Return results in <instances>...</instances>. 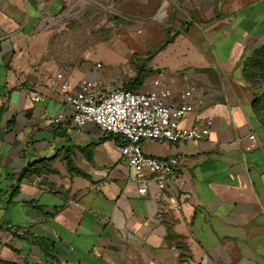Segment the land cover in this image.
Segmentation results:
<instances>
[{
    "label": "crops",
    "instance_id": "crops-1",
    "mask_svg": "<svg viewBox=\"0 0 264 264\" xmlns=\"http://www.w3.org/2000/svg\"><path fill=\"white\" fill-rule=\"evenodd\" d=\"M72 1L0 0V264H264L262 95L244 72L264 46V0H172L180 25L152 63L173 99L190 85L203 98L182 125L213 122L203 139L142 140L148 154L183 155L165 190L151 182L143 195L120 138L71 126L52 85L59 73L71 87L87 75L109 82L53 39ZM148 17L131 28L139 45ZM252 130L259 143L247 150Z\"/></svg>",
    "mask_w": 264,
    "mask_h": 264
},
{
    "label": "built area",
    "instance_id": "built-area-1",
    "mask_svg": "<svg viewBox=\"0 0 264 264\" xmlns=\"http://www.w3.org/2000/svg\"><path fill=\"white\" fill-rule=\"evenodd\" d=\"M101 65L97 63L96 68ZM61 78L62 73L57 74L52 85L59 89L65 105L71 109V126L81 127L94 122L101 129L117 135L121 140L120 156L133 170L132 179L139 194H145L151 182L164 191L167 178L183 162L181 154L159 157L146 153L141 144L143 139L178 142L203 139L211 131L212 117L193 127L182 125L184 116L203 103V98L198 95L197 88L190 85L180 90V99H173L172 89L165 84L162 71L154 75L151 87L145 90L115 87L110 82H99L95 75L84 76L75 87L61 82ZM256 87L262 95L264 116V75L258 76ZM31 95L35 100L44 98L36 92ZM65 118L64 112H58L51 119L56 124ZM247 137V150L259 143L255 130Z\"/></svg>",
    "mask_w": 264,
    "mask_h": 264
},
{
    "label": "rangeland",
    "instance_id": "rangeland-1",
    "mask_svg": "<svg viewBox=\"0 0 264 264\" xmlns=\"http://www.w3.org/2000/svg\"><path fill=\"white\" fill-rule=\"evenodd\" d=\"M152 1L141 6V0H73L53 39L67 58L101 62L102 76L115 87L145 90L147 77L158 69L152 63L153 53L170 37L174 24L180 25L179 19L175 21V11L183 13L181 6L167 0V6L160 9L164 10V18L158 20L151 16L155 10L159 12V6L154 5L161 0ZM147 17L143 32L147 44L139 45L137 31L131 28Z\"/></svg>",
    "mask_w": 264,
    "mask_h": 264
},
{
    "label": "trees",
    "instance_id": "trees-1",
    "mask_svg": "<svg viewBox=\"0 0 264 264\" xmlns=\"http://www.w3.org/2000/svg\"><path fill=\"white\" fill-rule=\"evenodd\" d=\"M244 72L247 79L256 86L258 76L264 75V46L248 58L244 64Z\"/></svg>",
    "mask_w": 264,
    "mask_h": 264
}]
</instances>
